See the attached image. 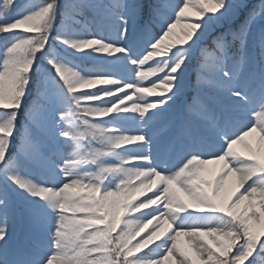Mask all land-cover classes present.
I'll return each instance as SVG.
<instances>
[{
	"label": "snow or ice",
	"instance_id": "snow-or-ice-1",
	"mask_svg": "<svg viewBox=\"0 0 264 264\" xmlns=\"http://www.w3.org/2000/svg\"><path fill=\"white\" fill-rule=\"evenodd\" d=\"M0 264H264V0H0Z\"/></svg>",
	"mask_w": 264,
	"mask_h": 264
},
{
	"label": "rangeland",
	"instance_id": "rangeland-1",
	"mask_svg": "<svg viewBox=\"0 0 264 264\" xmlns=\"http://www.w3.org/2000/svg\"><path fill=\"white\" fill-rule=\"evenodd\" d=\"M41 2V0H17V3L18 4H20V5H25V6H27V5H31V4H36V3H40ZM168 2H175V0H170V1H168ZM177 33H179V31H180V29L179 28H177L176 30H175ZM105 34H107L106 32H105ZM259 47H257L256 48V54L258 55L259 54ZM150 195V194H149ZM23 233V237H21V234ZM28 235H30L29 233H26L25 231H24V229L23 228H21V227H18V230H17V238H18V241H23L25 238H26V236H28ZM183 239V238H182Z\"/></svg>",
	"mask_w": 264,
	"mask_h": 264
},
{
	"label": "bare ground",
	"instance_id": "bare-ground-1",
	"mask_svg": "<svg viewBox=\"0 0 264 264\" xmlns=\"http://www.w3.org/2000/svg\"><path fill=\"white\" fill-rule=\"evenodd\" d=\"M150 194V193H149ZM21 237H23V233L21 234Z\"/></svg>",
	"mask_w": 264,
	"mask_h": 264
}]
</instances>
